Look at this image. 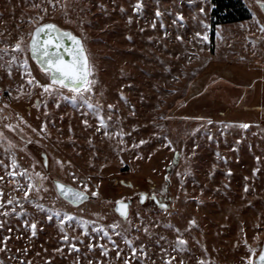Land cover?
Masks as SVG:
<instances>
[{
  "label": "rangeland",
  "instance_id": "374dc122",
  "mask_svg": "<svg viewBox=\"0 0 264 264\" xmlns=\"http://www.w3.org/2000/svg\"><path fill=\"white\" fill-rule=\"evenodd\" d=\"M243 1L250 20L212 29V0H0V53L22 59L14 46L27 48L43 23L73 31L95 69L91 102L111 117L102 128L85 104L44 95L0 59V264H255L264 243V0ZM13 156L29 176L46 177L39 197L19 168L13 177ZM53 181L90 198L74 207ZM117 201L132 202L125 220ZM81 220L107 228L116 246L85 235Z\"/></svg>",
  "mask_w": 264,
  "mask_h": 264
},
{
  "label": "snow or ice",
  "instance_id": "6c2138e0",
  "mask_svg": "<svg viewBox=\"0 0 264 264\" xmlns=\"http://www.w3.org/2000/svg\"><path fill=\"white\" fill-rule=\"evenodd\" d=\"M69 38L71 40V46L65 43V38ZM14 48L18 50V53L23 56L22 59H18L17 55L9 54V53H0V59H2L5 55L10 57L12 64L7 65V70L9 75H11L13 70V64L16 68L22 71V74H27L25 76L27 82L31 87H35L37 84L42 89L43 94L50 97H57L60 101H68L72 104L83 103L87 106L88 109L93 110L96 114V118L100 126L104 129L108 128V121H110L111 117H108L107 120L105 119L104 115L102 114L103 109L99 104H93L91 102V97L94 95V79L93 73L95 71L94 66L91 64L89 56L86 52V49L82 43V41L73 35L70 31L62 30L59 28L58 25L54 23H43L38 25L34 32L31 35V41L27 48L23 47L20 43H17ZM30 50L32 59L36 60V62L40 65L41 69L47 74V78L49 79V83L41 84L38 80L35 79L31 75V69L29 66L27 52ZM67 57V58H66ZM67 90L71 95H66L65 91ZM40 102L37 101V106H39ZM59 106V105H57ZM109 108L112 106L109 105ZM2 112V110H0ZM4 117L0 115V119ZM87 123V121H85ZM211 123V121H209ZM46 127V124L44 125ZM9 128L12 125H8ZM242 127L247 128L248 125L244 124ZM105 134H108L105 131ZM119 134V133H117ZM6 137L4 136L3 132L0 131V144L4 142ZM11 144V141L8 142ZM143 143V141H141ZM171 143V141H169ZM4 155H7V150L5 151ZM46 164V162H45ZM12 165H13V172L12 175L15 177L17 175L16 169L19 168L15 157H12ZM6 167V166H5ZM24 180H27L28 183V190L32 191L33 189L37 192L39 197V192L43 185V180L46 179L42 173L36 172L34 173V177H38L34 181L33 176L28 175V170L19 168L18 173ZM73 179H79L73 175ZM81 184L84 185V188L87 189L88 185L84 183L83 180L80 181ZM53 183L57 184L60 189V194L67 196L71 199L73 204L77 203V200L85 201L89 197L85 191H79L75 188L69 187L60 183L59 181H53ZM17 187L20 188L22 185L20 182H17ZM44 190H47L46 187ZM3 195L2 190H0V196ZM93 195H98V193H93ZM25 197H28V192H25ZM42 199V197H40ZM143 199V197H142ZM155 200L156 197L153 196ZM29 203L35 205V207L40 208V204L36 203L34 200H29ZM159 202V201H157ZM17 203L20 204V207L23 208V202L18 201ZM118 207L117 211L120 213L121 216L127 217V203L125 201H117L116 202ZM7 204L13 205L12 200H8ZM4 204L0 203V208H3ZM163 207L166 209L168 207L167 204H164ZM5 215L9 214L8 210L5 209ZM12 214L15 213V209H13ZM20 216L26 215L25 212L21 211L19 213ZM54 215L56 217H60L66 223H71L75 217L67 212L61 211L59 209L55 210ZM51 218V217H49ZM194 223V221H193ZM79 224L84 229V234L88 235L89 231H93L99 234L101 239L107 238L108 241L113 245H115V241L112 239V235H110L107 228L103 226H96L93 225L91 229H89L88 221L81 220ZM3 226V222L0 221V227ZM119 224L111 225L113 231L119 228ZM31 228L33 230V234H35L36 224L32 223ZM63 231V227L61 228ZM177 231H179L177 229ZM119 235V233H115ZM64 239L67 240L68 236L65 235ZM124 242L132 246L133 251H135V247L132 245V242L125 238ZM75 247V245H73ZM102 251H106L103 249ZM182 247V243H178L177 250ZM250 252L255 254V249H249ZM255 264H264V250H261L259 253L258 259L255 261Z\"/></svg>",
  "mask_w": 264,
  "mask_h": 264
},
{
  "label": "trees",
  "instance_id": "16d2710c",
  "mask_svg": "<svg viewBox=\"0 0 264 264\" xmlns=\"http://www.w3.org/2000/svg\"><path fill=\"white\" fill-rule=\"evenodd\" d=\"M212 4V29L217 25L234 24L252 18L243 0H212Z\"/></svg>",
  "mask_w": 264,
  "mask_h": 264
},
{
  "label": "water",
  "instance_id": "95a60500",
  "mask_svg": "<svg viewBox=\"0 0 264 264\" xmlns=\"http://www.w3.org/2000/svg\"><path fill=\"white\" fill-rule=\"evenodd\" d=\"M260 7H261V9H262V11H263V13H264V4H261L260 5ZM55 24V23H54ZM57 25V24H56ZM60 29H62L61 27H59ZM35 30V29H34ZM34 30H33V32H34ZM62 30H66V29H62ZM67 31H70L73 35H75L77 38H79L81 41H82V43H83V40H82V38L81 37H79L78 35H76L73 31H71V30H67ZM32 32V33H33ZM30 41H31V39H30ZM30 41H29V44H30ZM65 43L66 44H68L69 46H71V40L69 39V38H65ZM83 45H84V43H83ZM30 51V50H29ZM30 57H31V52H30ZM67 58V57H66ZM31 59H32V57H31ZM33 61H34V63L37 65V67L42 71V72H44L43 71V69H41V67H40V65L36 62V60H34V59H32ZM45 73V72H44ZM45 162H46V164H47V161L45 160ZM60 183H62V182H60ZM62 184H64V183H62ZM54 185H55V188H56V191H57V193H58V195H59V197L61 198V199H63L64 201H66L67 203H69V204H71L72 206H74V207H77V206H80L81 204H83L84 202H86V201H88L89 200V195H88V199L87 200H85V201H80V200H77V203L76 204H73L72 203V201H71V199H69L67 196H64V195H61L60 194V189H59V187H58V185L57 184H55L54 183ZM64 185H66V184H64ZM67 186H69V187H72V186H70V185H67ZM72 188H74V187H72ZM76 189V188H75ZM78 190V189H77ZM80 191V190H79ZM142 197H143V199H142ZM145 198H146V196L145 195H142L141 197H140V202L141 203H143L144 201H145ZM126 203H127V208H126V212H127V217H128V214H129V208H130V205L132 204V202L131 201H125ZM117 207H118V205L116 204V206H115V213L119 216V217H121L122 219H124L125 220V217H123V216H121L120 215V213L116 210L117 209ZM127 217H126V219H127ZM261 250H264V243H263V246H262V249ZM258 257H259V255H258ZM258 257L255 259V261L258 259Z\"/></svg>",
  "mask_w": 264,
  "mask_h": 264
},
{
  "label": "flooded vegetation",
  "instance_id": "af4514ba",
  "mask_svg": "<svg viewBox=\"0 0 264 264\" xmlns=\"http://www.w3.org/2000/svg\"><path fill=\"white\" fill-rule=\"evenodd\" d=\"M141 196H142V195H141ZM141 196H140V197H141ZM145 200H146V198H145ZM157 201H159V202H157ZM144 202H145V201H144ZM154 202H155L157 205H160L161 207H163L164 204H167V203H165V202H162L160 198H158V199L156 198V199L154 200ZM163 208H164V207H163Z\"/></svg>",
  "mask_w": 264,
  "mask_h": 264
}]
</instances>
